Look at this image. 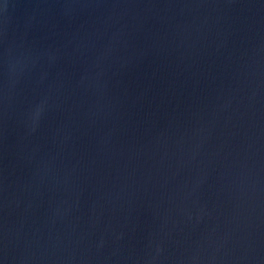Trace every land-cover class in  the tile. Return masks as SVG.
<instances>
[{
  "label": "water",
  "instance_id": "water-1",
  "mask_svg": "<svg viewBox=\"0 0 264 264\" xmlns=\"http://www.w3.org/2000/svg\"><path fill=\"white\" fill-rule=\"evenodd\" d=\"M0 264H264V0H0Z\"/></svg>",
  "mask_w": 264,
  "mask_h": 264
}]
</instances>
